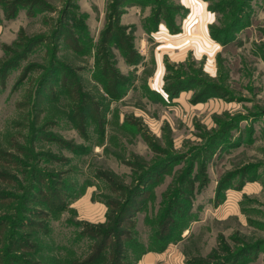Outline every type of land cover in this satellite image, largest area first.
I'll return each instance as SVG.
<instances>
[{"label": "rangeland", "instance_id": "374dc122", "mask_svg": "<svg viewBox=\"0 0 264 264\" xmlns=\"http://www.w3.org/2000/svg\"><path fill=\"white\" fill-rule=\"evenodd\" d=\"M181 1L0 0V264H264V0Z\"/></svg>", "mask_w": 264, "mask_h": 264}, {"label": "crops", "instance_id": "0c3cea01", "mask_svg": "<svg viewBox=\"0 0 264 264\" xmlns=\"http://www.w3.org/2000/svg\"><path fill=\"white\" fill-rule=\"evenodd\" d=\"M181 2H182V5H185V7H187L188 10L190 11V15L188 16L189 19H191L192 17L194 18L195 15H197V13H199V12H197V10L198 11L200 10V13H201V11H203V13H204L206 10V7H207L206 4L204 2H202L201 0H182ZM130 13L136 16L138 14V10L135 7L131 8L129 10L128 14H130ZM198 18H199L198 22L203 20L200 17H198ZM205 24H207V22H205ZM164 26H165L164 24L160 25V28H159L160 31H161V29L166 28ZM165 30H167V29H165ZM184 31L186 32V30H184V27H183V34L185 33ZM139 32H140L139 37H141V39H140L139 45H137V49H138L137 51L141 55L142 61L137 66H134V65L131 66L130 65V67H129V65L127 64V67L133 69V71H135L136 74L140 76L142 73L147 71L149 66L153 63L154 67L156 68L155 73L153 75H150V77H148V83H147L151 87V85H155L157 83V80L159 81V69L161 67H162V69L165 68V60L166 59H165V57H163L161 55L160 52L158 53V51H156V52H153V50L151 51V45L149 42V38H150L149 33H147L143 28H141L139 30ZM157 34H159V33H157ZM166 35L169 36L170 38H176V37L180 36V35H173L168 30L164 33V36L162 38H167ZM154 39H156V38H154ZM182 53H184V52H182ZM182 56H184V55H182ZM124 62H127V61L124 60ZM159 83H160V81H159ZM159 83H157L158 88H159V86H162L163 85L162 83H164V82L162 81L160 84ZM259 187L260 186H258L256 181L248 182L242 187L241 191L245 190L246 192H258ZM235 191L236 190H233V192H235ZM229 196H230V198H229L230 200L228 201L229 203L224 205L225 210L228 209L232 205L233 200H234L233 199L234 196H232V195H229ZM168 250L170 251V249H168ZM169 251H166V252L163 251L160 253L154 252V251H149L136 264H167V263H165L167 260H169V261L173 260L174 261L173 263L176 264V262H177L178 264H181V256H175L176 254L175 255L173 254L174 255L173 257L168 258Z\"/></svg>", "mask_w": 264, "mask_h": 264}, {"label": "trees", "instance_id": "16d2710c", "mask_svg": "<svg viewBox=\"0 0 264 264\" xmlns=\"http://www.w3.org/2000/svg\"><path fill=\"white\" fill-rule=\"evenodd\" d=\"M157 13H159V8L157 10ZM145 31L147 33H149L148 30L145 29ZM124 56L126 57L127 63H129V65H131V66L132 65L137 66L142 61L141 55L138 53V51L136 52V56L133 54H129V53H126ZM168 93H171V90H169ZM178 93H179V91H178ZM178 93H177V95H178ZM151 178H152V176L147 180V183L150 181ZM127 220H128V217L123 216V214H120L119 216L110 214L107 217V222H105L104 224L97 225L96 228H98V229H100V231L104 232L102 242H101V246H100L101 250H104L106 248V246L109 244L110 239L113 237L115 232L119 231L121 225ZM124 243L125 242L122 240V238H119V240L117 241L115 260L118 262V264H121V262H123L127 258L126 257L127 251H126ZM101 250H100L97 258L98 257L100 258V255H101L100 253L102 252ZM150 251H153V250H150Z\"/></svg>", "mask_w": 264, "mask_h": 264}]
</instances>
